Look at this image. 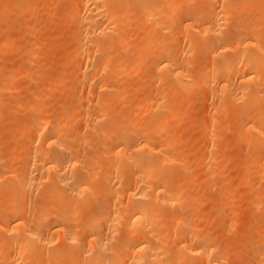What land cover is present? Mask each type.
<instances>
[{
  "label": "rangeland",
  "instance_id": "374dc122",
  "mask_svg": "<svg viewBox=\"0 0 264 264\" xmlns=\"http://www.w3.org/2000/svg\"><path fill=\"white\" fill-rule=\"evenodd\" d=\"M177 1H180V3ZM200 1L202 0H165L164 7L166 8H164V10L167 13L172 14L168 23L170 25L172 24V26H170V29H168L169 25H165L163 28H156V30L154 29L157 34L156 32L151 31L152 28L150 24L142 21L139 15H134L133 17L125 15L126 18L123 17V19H125V25L123 24L124 22L122 23L123 25L119 23L118 28L122 38L124 39L123 41L125 42L127 40V48L124 50L121 49L120 46H118V43L103 44L104 46L102 48L103 52L105 53L103 60H106L105 64L108 63L107 70L110 68V70L112 69L113 74L114 72L117 74H115L116 76L114 75L113 77L112 73H110L111 71L109 70V72L106 70V65H104V68L106 72L109 73L103 71L104 74L102 72L98 76H93L91 74V70L89 69L82 70V72L85 74L80 75V72L78 73V71H80L79 68L80 64L82 63V58H79L75 54L79 31L75 12L76 0H0V163H2L1 166H4L3 169L5 167H7V169L10 168L9 170L14 171L13 173L17 174V177H19L23 167L27 166V164L30 162L29 158L36 152L35 148L40 146V150L43 148L45 151L49 150V147H46V143L43 142V137H39L37 132L36 134L34 133V130L37 129V126L44 122L45 125L42 126V124L41 126L47 127V129L50 130L53 129L54 124L64 119L65 125L61 126L60 129H58L53 135L55 138L59 139L63 144H65L76 157L79 155L78 161L82 163L85 168L83 169L86 174L85 176H87L85 178V182H87L88 188H90V191L87 193L88 196L84 195L82 196L83 198L81 196L77 198L79 205H77L76 201L73 202L72 199H68L71 205L74 203L78 207H75L74 205V208L72 205L71 207L73 208H70L73 210H70V208L67 206L68 208L64 209V213L71 211L70 214L73 216L75 213L74 211H77L78 213L76 212L75 214L76 218L78 217V221L80 219L81 222H84L87 220V217L90 214H95L99 212L100 208L104 207L103 204L109 200V193H107L108 189L113 183L114 171L108 170V166L111 165V156L108 155L110 148L102 141V134L99 132L100 129L110 125L111 131L109 127L108 129L106 128L102 130H109L111 133H113L116 129L115 125L119 126L120 124H126V126H133L135 124L140 128V126H147V123L149 122L148 120H150L152 117L162 114L165 115L167 112L168 115L171 112H175L176 116L167 120V124L165 125L166 128L164 127V129L167 131V133H172L174 135L172 137H174L176 141L174 140L175 142L172 144L175 151L173 152H178V155L176 156L181 158L185 164L184 168L182 167L184 170H175L176 173L174 174L176 176L174 175L173 179H175V182L177 181V183H179L182 188L183 186L186 187L183 189L190 187L189 189L184 190L187 193L184 191L183 193L186 194L187 197L189 196V200H191L190 198L193 197L190 202L187 201L188 203H184L185 205L182 204V207L179 206V209L177 208L176 211L190 213L193 208H197V210L193 209L196 211L191 214L192 217L195 214V217H193L195 220L192 219L194 221L192 224L196 225L198 232L200 231L199 228H201L203 232L208 231L212 236L211 239L212 242H214L212 243L213 245L217 244L219 247L221 243L219 247L222 250H220L222 254L221 256H223L220 257L222 258L221 264H252L257 250L259 249L258 251L261 252L260 250L262 249L263 251L264 248V166H262L263 170L259 169L261 168V164H258L259 167L256 166L257 168L254 167L257 165L255 164L257 163V156L255 155L259 153L254 151L252 148L254 144H251L253 142L252 139L250 140L245 137L248 135L244 134L242 139L239 138L236 128L243 118V116L240 115V111H250L251 109L254 110L253 108L258 110L261 107V103L260 106L256 103V105L252 108H249V106H246L241 101H237L235 104L233 103V105L227 101L225 105V101H221V103L218 99V101L214 99L212 100L213 96L210 97V93L208 94V91L206 92V89L203 88L204 85L202 84V87L200 86L201 83L200 85L198 83L197 85L195 83H191V85H193L192 87L190 85L189 91L177 90L173 83L169 82L167 79L163 81L164 83L162 81H157L156 83L158 73L152 69V67H150L151 62L148 63V61H152L153 59V57L149 56H152L153 52L155 53V51H158V49L151 45L153 44L158 48L157 44H161V38L164 36L162 42L165 40V42L168 41V43L163 42L165 44L163 50H165L167 47L170 49L173 47L172 50L177 52V45L180 46V48H183L184 44L186 43V55L184 53V55L181 56L182 59H185L187 62L183 70L188 75H191L195 82L197 79H200V77H203V74L200 73L202 70H200V68H203V66L205 67L206 58H204L205 56L201 55V53L204 52L205 54V50L202 48L204 42L208 41V36L204 34V36H201L200 34V37L198 35L201 39L199 37L196 38V40H200V42L199 40L196 42L197 48L195 47L196 45L193 46V41L196 40H191L192 42H190L189 38L187 39V35L189 36L191 32H187L189 34L183 32L184 35L186 34L184 37V35H182L183 33L181 34L182 30H180L181 22L186 20V18L193 19L195 16L198 18L195 20L196 23H200L204 19L205 11L208 10L207 7H209L211 3L207 0H204L203 3H207L205 6L206 3L201 4L202 2ZM258 1H255L254 3L253 0H250V2L249 0H232V3H234L231 5L234 6L233 8L236 7V9H231L232 12H230L232 15L226 16L228 18H226L227 20L224 26L221 28L222 33L225 35L235 34L236 36H242L245 38L250 37V39L261 37L260 39L263 38L264 40V37H262L264 36V32H256V34H254L253 30L255 29V31H264V23H262L264 21V15L262 14L264 13V4H262L261 7V2L259 1V3H257ZM237 2H240V5L242 4V6H240ZM246 3L249 7L254 5L252 7L253 10L251 7V10L249 7H245L247 6ZM179 4H183L184 8L183 5H181L182 7H179ZM5 9H8V11ZM203 10L205 11L203 12ZM200 11H202V15H200ZM261 19L263 21H261ZM245 20L248 25L245 23ZM229 21L231 23H229ZM164 27L166 28L165 30H163ZM159 29L161 30V33ZM251 29L253 32L250 31ZM75 31L77 36L75 35ZM149 31L154 33V35L151 33L153 35H151L152 37H149ZM194 36L192 37L193 39ZM147 40L148 42H146ZM202 41H204L203 45ZM187 43H189V45L192 43V46L190 45V47L193 48H190ZM4 45L8 47L6 48ZM10 45L11 48H9ZM160 48L161 46H159V49ZM148 49L152 50V53H149L150 50ZM170 49L167 50L169 51ZM196 49H198V51ZM197 52L198 54L200 53V55H195L193 58V54H196ZM144 53L145 55L148 53V56L146 59H144L145 64H143L144 62H141L144 65L143 66L138 62V59L142 58V54V56H145ZM190 53L192 55H190ZM138 54L139 56H137ZM90 55L92 60H95L93 58L94 53L92 51H90ZM105 56H108L109 58H105ZM191 58L193 62L191 61ZM107 59H109V61ZM135 59L137 60L136 62H134ZM96 60L94 62H96ZM132 62L139 64L137 68L139 69V72H136L132 75L124 74L125 69L122 71L123 66H127L128 69L129 63ZM189 62L191 63V66H189ZM122 64L123 66L121 68L120 65ZM199 65L200 68H198ZM189 71L191 73H189ZM105 73L107 74L106 76H110L109 79L104 76ZM104 77L105 79L102 80ZM106 79H108V84L111 85L110 92H114L113 95L116 92L118 95L119 91V97L115 94L117 97L114 95L115 98H112L113 100H111L110 104L104 103L107 101V99H109L107 95L109 92L105 91L107 93L106 98L104 97L106 96L105 93H99L100 90L97 88V84L101 81H106ZM198 85L200 87H197ZM165 87H167L169 92L171 90L172 94H170L171 92L169 93ZM154 90L155 94H160L161 96L168 95L167 99L165 100L160 96L159 101L164 103V108L154 111L158 112L156 115H154V112V114H151L147 111L146 113L144 111L145 107L142 106L144 103V97L150 92H154ZM98 95L99 98L103 95L101 97L103 99H99L101 100L99 101V104H102V106L97 103ZM120 95H123V97ZM166 96L164 97L166 98ZM96 97L97 101L95 100ZM216 107L218 110L213 109ZM97 109L98 111L102 110L105 113L107 112L105 114L107 119L104 118V121L102 120V122L99 124L94 125L93 123L91 126H96L94 130L87 124L89 121L87 119L90 117L89 114H94L97 112ZM211 111L213 113H211ZM135 112L137 115H134ZM129 114H132L135 117L138 116V121L143 122L139 124L136 118ZM211 114L212 118L215 120H210L211 118L209 116H211ZM130 117L131 121L128 120ZM132 119H134V122H132ZM207 119L213 123L211 126L207 125L208 127H205L204 123H207ZM131 123H133V125H131ZM111 125L114 126V130H112L113 128ZM168 130L171 132H168ZM165 131H162L158 136H154L155 139H153L162 141L163 139L168 138V136L171 134H167L168 136L166 137ZM207 133H210L209 141L204 139V136ZM249 137L251 136L249 135ZM30 142H32V145L29 144ZM40 150L37 151L40 152ZM44 150H42V152ZM252 157L256 158L255 162L253 163L255 165L251 164V160H253ZM168 170L171 169L168 168L164 172L167 173ZM180 172L182 173L179 174ZM164 175L165 174L163 173L162 176ZM50 177L49 179L46 178L42 185H40L37 189L32 190L28 194L29 196L25 198L28 203L31 204L30 206L28 205V209L30 212L33 211V215L36 214L38 210H41L45 204H48V207L51 208L52 204L54 203H52V201L54 200L56 203L58 200V194L60 197V193H56L57 191L55 193L54 191L53 193L52 191L49 192L54 186L52 177ZM187 179L192 180V182L188 180V183ZM182 180L185 181L184 184ZM180 181H182V183H180ZM249 181L252 183V185ZM190 182L193 183V185ZM2 183L4 186L5 182ZM249 184L251 186L250 188H248ZM3 186L0 187V190L4 192ZM48 186L49 189H47ZM46 189L47 192H45ZM7 195L9 194L6 191L4 195L0 194V201L4 202L0 203L1 208L3 204L5 205V202L9 198ZM44 196L47 198H44ZM4 197L5 201L3 200ZM37 197H41V199ZM87 201H90L93 204L94 209L89 208L91 207V204H89L90 202L87 203ZM193 201L195 202L196 206H194ZM34 205H36V207H34ZM223 205H225L227 208H225ZM54 206L56 209L57 205ZM189 206H192V209ZM257 206L260 207L258 208ZM184 209L186 212L181 211ZM72 211L74 212L73 214ZM176 211L174 210V213ZM165 213L166 215H169L168 212ZM223 215L225 218L222 217ZM69 217L71 221L72 217ZM50 218L52 219V217L48 215L46 216L47 220L45 219V224L48 225V227L51 225L52 221ZM74 218L75 217H73V219ZM74 221H71L72 223L69 222L70 225L67 223V226L69 227L72 224L74 225L75 222L77 225V221ZM164 223L169 224L168 221H165ZM169 226L171 225L169 224ZM201 226L206 227L203 228ZM171 228H173V226H171ZM118 230L116 236L119 232L120 234L122 233L121 230L119 232ZM162 230L164 232L166 229L163 228ZM168 231L167 233L171 235V233H174L175 230L173 228L169 232ZM200 232L203 233L202 231ZM164 233H166V231ZM174 234L171 236H174ZM1 237L2 236H0V240ZM57 237L58 236L55 238L56 240ZM2 238L3 241L4 237ZM56 240L53 242L55 244L54 246H57L56 243L59 242ZM256 242L257 245L255 246L254 244H256ZM72 249L73 248L70 247H65L62 249V252H66H64L65 254L63 253L66 259H68L70 255L72 256V253L76 251V248L73 249V251ZM5 250L7 252V249L3 248L2 252L0 253V264H4L5 260H7L9 257L8 255L10 250L7 253H4ZM78 251L81 253L80 249H78ZM36 253L38 254V252ZM79 253H73L74 257H69V259L72 258L70 261H73L74 264L75 261L76 264H81V262L83 264V261L80 262L78 259H76L80 255ZM29 254H31V257L33 256L35 262H38V264L48 263V258L37 256L34 254V252L33 254L35 256L32 253ZM29 254L25 256L28 259L26 262L33 260V258L29 260L31 258ZM39 258L41 260H39ZM42 259H44V261ZM80 259L82 260V258ZM77 260L79 262H77ZM40 261L44 263H39ZM35 262L33 261L34 264ZM49 262H51V260H49ZM219 263L220 261L218 264Z\"/></svg>",
  "mask_w": 264,
  "mask_h": 264
},
{
  "label": "bare ground",
  "instance_id": "6f19581e",
  "mask_svg": "<svg viewBox=\"0 0 264 264\" xmlns=\"http://www.w3.org/2000/svg\"><path fill=\"white\" fill-rule=\"evenodd\" d=\"M207 1L210 2L211 5L209 4L210 6L207 7L208 8L207 11H205L206 8L205 10H203V12L205 11L204 19L200 23H196L195 20L198 19L197 17L194 16L193 19L186 18V20L184 21L182 20L183 22H181V29H180L182 30L181 34L183 32L184 33L191 32L189 36L187 35V39L189 38L190 42L196 40V38H198L200 34L201 36L204 35L208 36L207 42L202 41V45L204 42L202 49L205 50V54L204 52L201 53V55L205 56L204 58H206V65L205 67L203 66V68H200V65L198 67L200 68V70L202 69L200 73L203 74L202 75L203 77L202 78L200 77V79L197 80L195 79L196 80L195 82L193 77L185 73V71L183 70L187 62L185 61V59H182L181 56L184 55V53L186 55V51H187L185 47L186 43L184 44L183 48H180V46L177 45L178 47L177 52L176 51L174 52L172 50L173 47H171L172 49H170L167 46H166L167 48L163 50L164 49L163 47H165L164 43L166 42L168 43V41L165 42V40L163 41L164 43L162 42L164 36L163 38H161L162 39L161 44H157L158 48L153 44L151 45L156 49H158V51L152 53V50L148 49L150 50V52L147 50L149 53L153 54L152 56H149V57H153V59L152 61H148V63L151 62L150 67H152V69H154L158 73V77L156 78L157 79L156 83L157 81L163 82L164 80L167 79L169 82L173 83L174 87L177 90H181V91L182 90L189 91V87L191 83L193 84L195 83L196 85L197 83L199 85L201 83L200 86L202 87V84L205 86V87L203 86V88L206 89V92L208 91V94L210 93V97L213 96L212 100L218 99L220 102L225 101V105L227 101L232 103V105L233 103L235 104V102L237 101H241L246 106H249V108H252L253 106L256 105V103L259 104V106L261 103V107L262 106L263 107L262 108L260 107V109L258 110H256V108H253L254 110L251 109L250 111H244V110H242L244 112L240 111V115H242L243 118L242 121L239 122L240 124L237 126L236 130L239 138L242 139L243 135L245 134L248 135L245 136L247 137V139L250 140L252 139L253 142L252 143L250 142L251 144L254 143L252 148L254 149V151H257V153L259 154L255 155L257 156L256 157L257 159L255 157L254 158L252 157L254 161L251 160L252 161L251 164H253L256 159L257 163L255 164L257 165L253 164L255 165L254 167L256 166L259 167L258 164H261L260 165L261 168L259 169L263 170L264 167L262 168V166H264V127H263L264 126V40L263 38L260 39L261 37L250 39V37L245 38L242 36H236L235 34H228V35L223 34L221 28L224 26L227 20L226 18H228L226 16L232 15L231 9L234 10L236 9V7L233 8L234 6L231 5L235 1L233 3L232 0H207ZM253 1L255 3V1L258 0H253ZM259 1L261 2L260 5L262 7V4H264L263 3L264 0H259ZM259 1L257 3H259ZM177 2L180 3V1ZM200 2H202L201 4L206 3V2L203 3L204 0ZM164 3L165 0H76L75 12H76V22L79 26L78 28L79 31H78V36L75 31V35L78 37V43L76 44L75 54L79 58H82V63L80 64V68H79L80 71H78V73L80 72V75L85 74L82 72L83 69L91 70V74L93 76L94 75L98 76L103 71L106 72L108 68L107 66L108 63L105 64L106 60L105 61L103 60L104 59L103 57L105 55V53L102 50L104 46L103 44L118 43V46H120L121 49L124 50L125 48H127L126 46L127 40L125 42L123 41L124 39L122 38L120 34V30L118 28L119 23L122 24L124 22L125 19H123V17L126 18L125 15H129L132 17L134 15H139L142 21L150 24L152 28L151 31L153 32H156L154 31V29L156 30V28H163V26L165 25H169L168 29H170V26H172V24L170 25L168 23L170 20V16L172 14L167 13L164 10V8H166L164 7ZM237 3H239L240 5V2ZM248 4L251 5L250 3ZM181 5L179 7H182ZM206 5L207 3L205 4V6ZM240 6H242V4ZM245 7L248 8L249 6L247 5ZM6 11H8V9ZM201 13L202 11H200V15H202ZM262 14L264 15V13ZM262 19L261 21H263ZM229 23L231 22L229 21ZM262 23H264V21ZM123 24L125 25V22ZM165 29L166 28L164 27L163 30ZM253 30H254V34H256V32L258 33L264 32L260 30H259L260 32L257 30L255 31V29ZM151 31H149L150 32L149 34L150 36L148 35L149 37H152L154 35V33ZM159 31L161 33L160 29ZM250 31L253 32L252 29ZM184 33L182 35H184ZM193 36L194 39L192 38ZM198 40L193 41V46L196 45L195 47H197L196 42H198ZM146 42H148V40ZM189 43L187 44L189 45ZM159 46H161L162 49L161 48L159 49ZM5 47L7 48L8 46ZM9 48H11V45L9 46ZM167 49H170L172 51L169 50L170 51L169 52ZM196 50L198 51V49ZM90 51L94 53L93 58L95 60L98 59L96 60V62H94L95 60H92ZM191 53L190 55H192ZM142 55H141L142 58L140 59L137 58L139 63L144 62V59L147 58L148 53L146 55L144 53L145 56ZM195 55L196 56L200 55V53L198 54L197 52L196 54H193V58ZM137 56H139V54ZM106 57L109 58L108 56H105V58ZM107 60L109 61V59ZM136 61L137 60L135 59L134 62ZM134 62L129 63L128 69L127 66H123V64L120 65L121 68L123 66V70L121 69L122 71H124L125 69L124 74L132 75L135 74L136 72H139V69H137L139 64H135ZM143 64H145V62ZM104 65L107 66L106 70L104 68ZM189 66H191V63ZM109 70L110 68L107 71ZM110 71L109 72L112 73V76L114 77L116 72H114L113 74L112 69ZM106 73L104 76L107 75ZM189 73L191 72L189 71ZM106 78L109 79L110 76H106ZM103 79H105V77L102 78V80ZM108 79H106V81H101L97 84L98 86L97 88L98 90H100L99 93L104 92L106 95L107 93L105 91L109 92V94H107L109 99H107V101L104 102L105 104L106 103L110 104L111 100H113L115 97L119 95V91H118V95L116 94L117 92L115 93L117 96L114 94L115 97L113 95L114 92L113 93L110 92L111 85L108 84L107 81ZM199 85L197 87H200ZM165 88L167 89V87ZM170 92L169 93L172 94L171 90ZM107 95L104 97L107 98ZM160 96H161L160 94L159 95L155 94V90L154 92H150L148 95H146L143 100L144 103L142 104V106L145 107L144 111L145 112L147 111L152 114L154 111L164 108V103L162 101H159ZM164 96L166 95L161 96V98L163 97L164 100L167 99L168 95L166 96V98ZM97 97H98V101L96 100ZM97 97L95 98V100L99 104V101H101L103 98L101 97L99 98V95ZM121 97H123V95ZM100 106H102V104ZM98 109L96 110L97 112H95L97 114H95L94 112H93L94 114L91 115L89 114L90 117L87 119L89 120L87 122L89 127H92L91 125H93V123L94 125L99 124L100 122H102L104 118L107 119L105 116L107 112L105 113L102 110L98 111ZM213 109L218 110L217 107ZM154 113L153 114L156 115L158 112H154ZM211 113L213 112L211 111ZM134 115H137V113L135 112ZM174 116H176L175 112H171L169 115L167 112L165 115L162 114L159 116L152 117L150 118V120H148L149 122L147 121L148 122L147 126L146 125H144V127L140 126V128L135 124L133 125V123H131V125L133 126H126V124L122 123L123 125H125L123 126L120 124L122 127L119 124H118L119 126L114 124L117 130L114 128L113 125H111L113 128L112 130L114 129L116 130V132L114 130L113 133L110 132L111 131L110 125H108L110 131L102 130L106 128L108 129V127L100 129L99 132L102 134L101 136L102 141L105 144H107L110 148L108 155L111 156L110 158L111 165L108 166V170L114 171L113 183L107 192L109 193V197H108L109 202L106 200L107 202L103 204L104 207L100 208L99 212L95 214H90L87 217V220L84 222H81L80 219L78 221L77 219L78 217L76 218L75 214L77 211H74L75 213L72 211V214L74 213L73 216L70 214L71 211L68 212L66 211L67 213H64L65 208L66 209L68 207L70 208L72 205L74 207L75 205L74 203H72L71 205L69 200L72 199L73 202L76 201L77 205H79L77 198H79L80 196L82 197L84 195L88 196L87 193L88 191H90L87 182H85V178L87 177L85 176L86 174L85 171L83 170L85 168L82 165V163L78 161L79 155H77L76 157L74 153L71 150H69V148L65 144H63L59 139L55 138V136L53 135L58 129H60L61 126L65 125V121L64 119L62 121L60 120V122L54 124L53 129L50 130H48L47 127H42L45 125L44 122L40 124L38 123L39 125L37 126V129L34 130L35 131L34 133L36 134L37 132L38 133L37 135L39 137L40 136L43 137V142L46 143V147H49V150L45 151L43 148L42 150L44 151L42 152V150L39 149L40 146L38 148H35L36 152L33 154V156L29 158L30 162L27 164V166L23 167V170L19 177H17V174L13 173L14 171L9 170L10 168L7 169V167H5L3 169L4 166H1L2 163H0V187L3 186L2 182H5L3 186L4 192L0 190V194L4 195L5 191L8 192L9 194L7 195L9 196V198L5 202V205L3 204L2 208L0 206V236L4 237L3 241H2L3 239L2 237L0 240V253L2 252L3 248L7 249V252L10 250L8 255L9 257L7 260H5L4 264H34L33 261L35 262V259L33 258V256L32 257L30 256L31 254H29V253L33 254V252L37 256H41L42 258L45 257L51 260V262H49L48 260L47 264H72L73 261L72 262L70 261V259L72 260V258L69 259L71 255L68 257L69 260L66 259V257L63 255L65 251L63 250L64 252H62V249H64L65 247H70L73 249L76 248L75 249L76 251L73 253L76 252L79 253L78 249H80L81 250V253H79L80 255L78 254L79 255L78 258L76 257L75 258L78 259L80 262L83 261V264H218L219 261H220L219 264H221L222 258L220 257H223L221 256L222 250L219 248L221 243L219 247L217 244L213 245L212 243L214 242H212L211 239L212 236L209 234V232L208 231L203 232L201 228L199 229L203 233H201L200 231L198 232L196 225L192 224L194 223L192 219L195 220V218H193L195 217L194 216L195 214L193 215V217L191 214H193L197 210V208H193L196 209L194 211L191 208L192 206L191 207L189 206L192 209L191 211L192 213L191 212L183 213L176 211L177 208L179 209V206H181L184 203H188L187 201L190 202L193 199V197L190 198L191 200H189L188 199L189 196L187 197V195L183 193L184 190H187L190 187H188L187 189H183L186 187L183 186L182 188L180 184L177 183V181L175 182V179H173L175 175L174 173H176L175 170L178 169V171H180V169L184 168V164H185L181 158H178V156H176L178 155V152L174 153L175 152L174 146L172 145L176 141V139L172 137L174 135L172 133H167V131H165L164 129V127L166 128L165 125L167 124L166 123L167 120ZM131 117L128 118V120L131 121ZM137 117L135 118L138 121L139 119H137ZM209 117L211 118L210 119L211 121L212 119H214L212 118V114ZM134 119H132V122H134L133 121ZM210 120L207 119V123L206 124L204 123L205 127L207 125L211 126L213 122L211 123ZM142 122H139V124ZM95 128L96 126L92 127V129L94 130ZM162 131H165L166 137L169 134L171 135H169L168 138L163 139L162 141H157L158 139L154 140L155 139L154 136H158L159 134H161ZM168 132L171 131L168 130ZM209 134L210 133H207L204 136V139L206 141H209L210 139ZM249 135L252 138L249 137ZM29 144L32 145V142H30ZM37 150H40V152H38ZM175 150L178 151L177 149ZM168 168H170L171 170H168L167 173L164 172ZM163 173L165 174L164 176H162ZM181 173L182 172H180L179 174ZM50 176L52 177V181L54 182V186H53L54 188L52 187V189L48 191L49 192L52 191V193L53 191L54 193L57 191L56 193L58 192L60 193V197L58 194L59 198L57 197L58 200L56 201V203L54 200L52 201V203L53 202L55 203V204L53 203L54 205H57L56 209L54 208L55 206L53 204H52L53 208L51 206H50L51 208H49L48 204H45L43 206L44 208L42 207L41 209L40 207L41 210H38V212H36V214L33 215L32 214L33 211L30 212V210L28 209L31 204H29L25 198L29 196L28 194L32 190L37 189L40 185H42L43 182H45L46 178L49 179ZM188 180L189 179H187V182ZM182 181H180V183H182ZM189 181L192 182V180ZM184 182L185 181H183V184ZM191 184L193 185V183ZM250 187L251 186L249 184L248 188ZM47 189H49V186ZM47 189L45 190V192H47ZM1 192L4 194H2ZM44 198L47 197L44 196ZM39 199H41V197ZM3 200L5 201V197ZM90 201H87V203H89ZM0 203H4V202L0 201ZM89 204H91V207L89 208L94 209L93 204L91 202ZM36 205H34V207H36ZM77 205H75V207H78ZM194 206H196L195 202H194ZM71 208L70 210H73ZM225 208L227 207L225 206ZM47 209H50L51 211ZM174 210L176 211L175 213ZM181 211L186 212L185 209ZM165 212H168L169 215H166ZM48 215L52 217V219L50 218L52 221L49 227L48 225L45 224V219L46 216ZM69 216L72 217L71 218L72 222L74 220L77 221V225L76 222L74 221L75 222L74 225L76 226H74L73 224H72L73 226L71 225L72 228L71 226L69 227L67 226L68 225L67 223L71 222ZM73 217H75L77 220L75 218L73 219ZM222 217H224V215ZM165 221H168V223L171 226H173L175 230L174 231L175 234L171 232L170 233L171 235L174 234V236H171L170 234L167 233L168 229L170 231L173 228H171L169 224L164 223ZM165 227H167L168 229ZM205 227L206 226H204L203 228ZM163 228L166 229L165 230L166 233H164L165 231L163 232L162 230ZM118 229L122 231L121 234L119 232L120 230ZM117 230L119 232L118 233L119 236L118 235L116 236ZM56 236L59 237V238L57 237V240L59 242L58 243L55 242L57 246H54L55 244L53 242L56 240L55 239ZM254 245L256 246L257 242ZM254 245L253 247L255 248ZM258 250L255 254V258L252 264H264V248L263 251L262 249L260 250L261 252H259ZM7 252L5 250L4 253ZM36 252H38V254ZM73 253L71 257H74ZM28 254L31 257V258L29 257L30 258L29 260H31L32 258L33 260L26 262V260L28 259L25 256H27ZM40 258L39 260H41ZM80 258H82V260ZM42 260L44 261V259ZM78 260L77 262H79ZM41 262L42 261H40L39 263ZM35 264H38V262L37 263L35 262Z\"/></svg>",
  "mask_w": 264,
  "mask_h": 264
}]
</instances>
